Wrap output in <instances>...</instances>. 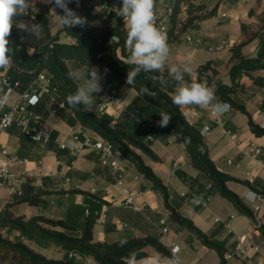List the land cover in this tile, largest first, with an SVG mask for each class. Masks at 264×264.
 <instances>
[{"label": "trees", "instance_id": "1", "mask_svg": "<svg viewBox=\"0 0 264 264\" xmlns=\"http://www.w3.org/2000/svg\"><path fill=\"white\" fill-rule=\"evenodd\" d=\"M121 3V0H72L69 8L78 15L86 18V25L59 27L53 34L51 30L50 6L36 10L31 7L26 15L15 18L10 41L14 51L13 65L8 72L13 81L18 82L17 89L28 88L42 72L51 79L56 88V96L66 103V97L75 93L83 81L71 79L70 72L74 67L79 69L86 66L97 67L100 70L103 91L97 95L96 102L90 110L81 106H68L58 111L71 124H79L83 129H89L105 141L111 143L116 152L128 159L151 182L152 188L158 192L164 206L172 219L179 226L186 229L192 240H198L203 245L214 250L219 258V264H227L225 253L233 250L228 245L229 237L218 238L215 232H207L196 224L193 218L184 215L179 207L172 203L168 186L155 172L144 158L147 156L153 161H160L157 151L152 147L155 138H163L166 132H171L185 145L189 163L197 170V174L189 175L178 169L176 172L188 186L185 197L191 204L193 197L208 201L215 194L227 198L236 207L238 212L249 218L255 228L264 236V222L257 217L256 211L244 198L228 185V181H236L248 186L252 191L264 198V182L255 178H240L218 167L210 154L205 135L200 123L189 120L182 108L171 101L174 83L168 80L162 84L159 79L165 73H141L135 79L134 86L126 84L128 71L132 66L127 63L130 50L126 46V28L124 25H104L102 14L96 10L98 6L111 3ZM169 10L162 17L168 21V43L181 40L182 34L198 22L214 16L218 3L211 9L206 4L196 0H169ZM63 14V13H62ZM33 18L34 24L43 25V38L37 40L19 22L22 19ZM261 25L257 30H250L248 25L242 24L245 38L230 46V67L228 76L230 82H225L220 76L217 62L209 59L197 67V82L206 81L209 85L216 84V96L220 101L227 102L232 108L244 113L250 130L256 136H264V126L254 119L248 109L246 101L254 96L253 92L244 89L242 79L257 86L264 87V76L254 72L264 69V13L260 15ZM72 38L73 41H63L60 34ZM113 36L118 39H113ZM259 38L256 54L245 55L243 47ZM105 68L108 69L104 75ZM185 79L191 82V77ZM122 87L135 89L143 101L131 102L117 117L106 111H99L96 105L103 99L104 94L116 90L120 95ZM148 88L154 96L142 95L141 90ZM0 88H2L0 86ZM33 109L47 117L50 109L47 99H42ZM161 113L171 116L172 120L167 127H159ZM21 139L20 156H29V149L41 146L37 141L26 135L20 126L13 124ZM152 137L149 138L148 136ZM47 148L55 152L58 158H67L71 162L76 158L67 149L50 141ZM75 192L90 195L100 203L104 199L90 191L74 187L68 191H54L47 188L26 186L21 194H15L0 210V263L2 264H81L83 259L91 257L96 264H122V257L132 250L141 255H148L146 246L153 247L157 252L170 256L169 247L160 239L158 234L149 233L145 236L128 235L114 240H100L94 237V227L99 218L101 205L88 207L73 205L65 216L50 217L44 214H35L27 217L17 214L14 207L21 203L43 205L47 203V195L52 193ZM199 210L202 207L194 205ZM88 213L84 216V211ZM126 239L128 243L121 248L119 241ZM31 243L38 247H59L63 251L60 258L48 257L36 250Z\"/></svg>", "mask_w": 264, "mask_h": 264}, {"label": "crops", "instance_id": "2", "mask_svg": "<svg viewBox=\"0 0 264 264\" xmlns=\"http://www.w3.org/2000/svg\"><path fill=\"white\" fill-rule=\"evenodd\" d=\"M196 1L205 3L207 9H211L218 3L217 12L214 16L202 20L196 25L188 28L184 34H182L180 41L185 40L187 43L186 46L182 47L178 45L175 47L169 43L171 47L169 65L181 64L190 58V66L193 69L196 79L197 67L207 60L213 59L217 62L221 78L229 83L230 79L228 71L231 65L229 61L231 57L229 48L231 45L237 44L245 38V35L242 32L243 23L248 25L250 30H257L259 28L261 24L257 27H252L251 24L261 21L260 15L264 13V0ZM115 3L116 2H114V4ZM155 5L161 16H164L167 10L170 9L169 0H156ZM33 6L36 10L41 8L34 2ZM52 9L53 5L50 6L51 18L53 16L56 19L55 14L52 13ZM96 10L103 15L102 9L97 8ZM56 12L62 15V12L59 9H56ZM212 17H216V19H213ZM102 18L104 25L113 26L120 24L125 26L121 19L115 18L112 14L107 17L102 16ZM19 24L22 26L31 25L34 24V21L33 18L22 19ZM59 27L60 25L56 19L55 29L52 28L51 24L52 33L55 34ZM60 37L63 41H73L72 38L64 33H61ZM258 44L259 38H254L248 42L243 47L244 54L248 56L255 55ZM1 70L2 69H0V72ZM254 74L264 76V69L255 71ZM242 82L245 83L244 89L254 93V96L246 101V105L252 112L254 119L264 126V87L251 84L247 80V77H244ZM119 92L122 102H114L105 110L115 117H117L131 102H142L138 100L137 96L134 98H128V95L131 93V90H129L128 87H122ZM105 96L106 94H104L103 98ZM182 109L190 121L202 125V131L206 126H209V129L204 134L205 140L210 150V154L219 168L228 171L236 177L248 178L250 180L257 178L264 182V136H256L250 130L248 121L243 132H239L236 117L237 112L240 111L231 107L230 111L221 116L215 114L211 108L202 109L189 106L183 107ZM46 122L52 129L53 142L55 144L59 145L60 143H65L68 145H77V148L73 150L70 148H64L67 149L70 154H74L76 158L71 162H68L67 158L60 159L54 151L47 148L48 143L43 144L41 142H39L41 146L29 149V156H20L19 149L21 147V139L16 132L14 125L0 131V144L8 150V156L12 160V171L22 180L21 188L23 189L26 186H32L34 188H47L54 191H68L71 188L79 187L90 191V193L99 195L107 202L100 203V200L82 193L55 192L46 196V204L30 205L28 203H21L16 205L14 211L17 214H25L27 217L35 214H44L50 217H62L67 214L68 209L73 205L84 206L86 208L90 204L91 206L100 204L101 210L99 218L94 227L95 234L96 225L100 223L102 226L98 236V239L100 240H114L128 235L145 236L149 233H155L158 234L160 239L169 247L172 242L178 243V237L184 233L185 239L191 243L193 242L194 247L212 250L198 240H192L190 233L186 229L181 228L179 224L172 219L169 211L164 206L161 195L152 188L150 180L145 179L144 174L139 172V170L128 159H126L122 153L117 152V158L124 170L115 173L110 165H103L101 163L100 155L97 151L88 147H80V143L74 139V132L80 127L79 124H69L65 118L58 113L49 114L46 117ZM85 130L91 132L96 138L101 137L89 129ZM171 134L172 133L168 131L166 132V135L161 138L164 148L169 146V140H172ZM221 135L229 136L230 142H224L221 144ZM231 135H233V138L230 137ZM251 143L260 146L262 151L258 154H254ZM183 146V155L171 156L168 164L161 167L162 174L159 176L168 186L171 201L179 207L181 213H183L184 210L196 212L200 209L197 210L193 204L188 202L185 197V193L188 191V186L176 172L180 169L189 175L195 176L197 174V170L189 163L185 145L183 144ZM152 147L159 154L161 161H153L147 156H144L146 162L150 165L155 162L161 163L163 160L161 152H163V150L160 152L154 147L153 142ZM117 175H121L123 184L120 185L116 182ZM232 184H236L237 188H234ZM228 185L233 190L235 189V191L239 193L244 200L253 207V209L255 204H260L261 209L256 212V214L258 219L264 222V211H262L264 199L258 200L254 195L250 198L249 194H255V192L242 183L228 181ZM123 186L128 187L134 192V201L139 206V209L133 205L125 203V195L122 189ZM15 194H11L8 189H2L0 191V210ZM23 205L27 206L26 210L17 212V209ZM206 206L200 207L203 208ZM87 213V210L84 211L82 216H85ZM102 214H105V219H103ZM191 217L196 224L205 231L215 232L218 238L228 236V245L235 247L236 239L240 235L235 233L234 227L231 224L232 217L227 221L229 222L230 227L221 220L217 221L218 218H216L215 222L209 224L207 228H205L207 222L203 217L196 215V213ZM161 219L165 220V224L160 223ZM170 219L175 222L176 234L168 237L167 233L170 231L171 227ZM250 222L253 225L255 232L263 236L255 228L254 223L251 220ZM164 226H167V231L165 232H163ZM224 227L228 228L229 231H225ZM245 233H249V231L247 230ZM161 235L166 238L163 240ZM250 236L251 238L253 237V235ZM246 244L249 253L253 256L246 259L244 264H257L258 258H264L262 250L254 245L253 238ZM31 245L48 257L60 258L63 255V251L56 246L42 248L33 243H31ZM257 249L258 251L256 252ZM145 250L148 255L157 252L151 246H146ZM81 264L96 263L91 257H86ZM217 264H219V262Z\"/></svg>", "mask_w": 264, "mask_h": 264}, {"label": "clouds", "instance_id": "3", "mask_svg": "<svg viewBox=\"0 0 264 264\" xmlns=\"http://www.w3.org/2000/svg\"><path fill=\"white\" fill-rule=\"evenodd\" d=\"M46 4L53 5L52 13L61 27L80 26L87 23L86 18L78 15L69 8L72 0H43ZM156 0H121V7L117 14L123 18L126 28V46L130 50L127 63L132 66L126 77V84L134 86L135 79L143 73H165L164 77H153L159 79L162 84L171 80L175 87L171 93V101L177 107L194 106L209 109L217 114L223 115L230 111L231 105L220 101L216 96V84L209 85L206 81L197 82L193 69L190 66V58L181 64L169 65L171 47L168 43L166 32L157 25L155 14ZM33 7V0H0V69H8L13 65L14 51L11 47L10 36L15 18L26 15ZM59 9L63 14H58ZM37 40L43 38V25L39 23L23 25ZM113 39H118L113 36ZM108 69L105 68L104 75ZM192 77L191 82L185 79ZM69 77L74 80L83 81L77 87L75 93L66 97L68 106H81L90 110L96 102L97 95L103 91L102 79L104 78L97 67L88 64L75 72H70ZM142 95L154 96L155 93L148 88L141 90ZM10 101V96L4 88H0V109H3ZM170 115L161 113L158 121L159 127H167L171 122ZM250 198L254 194H249ZM201 198L193 197L191 204L198 205ZM128 241L122 239L119 246L123 248ZM179 247L171 248V255L164 256L156 252L152 255H141L139 251L132 250L127 256L122 257V264H181Z\"/></svg>", "mask_w": 264, "mask_h": 264}, {"label": "built area", "instance_id": "4", "mask_svg": "<svg viewBox=\"0 0 264 264\" xmlns=\"http://www.w3.org/2000/svg\"><path fill=\"white\" fill-rule=\"evenodd\" d=\"M121 7V3H111L108 5L98 6L97 8L103 10V17L113 15L115 18L121 19L122 23L124 20L117 14L118 8ZM156 23L161 27L166 34H168V21L165 17H162L158 12L155 5ZM0 86L8 92L10 96L9 103L0 109V131L9 128L13 124L20 126L22 131L28 135L32 140L47 144L53 139L52 129L48 126L46 118L41 114L36 112L33 107H35L42 99H47V105L50 109V114H57L60 109L66 107V103L61 101L56 96V88L52 86L50 77L42 72L38 75L35 81L26 89L18 90V82L13 81L8 69H2L0 72ZM114 102H122V98L116 90L108 92L106 96L97 104V109L101 112L105 111ZM209 129L206 126L202 131L203 134ZM149 138L152 136L149 135ZM74 139L80 143V147L91 148L100 155V161L103 165H110L115 173L122 172L124 170L123 166L120 165L117 152L115 151L113 145L105 141L102 137H94L91 132L86 131L81 126L77 128L74 132ZM62 148L76 149L77 145H68L65 143H60ZM252 150L254 154H258L262 151L261 147L251 143ZM12 160L8 156V150L0 144V191L2 189H8L11 194H21V182L22 180L12 171ZM116 182L118 184H123V179L121 175L116 176ZM123 193L125 195V203L128 205H133L139 209V206L134 201V192L128 187L123 186ZM254 196L258 200H263L262 196L257 193ZM207 201L201 199V203L198 206H206ZM260 204L254 205V210L256 212L260 211ZM103 219H105V214H102ZM219 221V219H217ZM161 224H165V220H160ZM226 225L230 227L229 222ZM167 231V226L163 227V232ZM249 233L241 234L236 239V244L233 250H229L225 253V259L227 264H244L246 259L251 258L248 251L247 240ZM179 247L181 251V246L179 243L172 242L169 246L170 252L171 248ZM179 251V252H180ZM258 249L256 250V252ZM185 264V263H181ZM257 264H264V258H258Z\"/></svg>", "mask_w": 264, "mask_h": 264}, {"label": "rangeland", "instance_id": "5", "mask_svg": "<svg viewBox=\"0 0 264 264\" xmlns=\"http://www.w3.org/2000/svg\"><path fill=\"white\" fill-rule=\"evenodd\" d=\"M33 2L35 4H38V6H40L41 8H46L49 6V4L44 3L43 0H33ZM212 18L216 19V17H212ZM51 24H52V28L55 29L56 19L53 16L51 18ZM260 24H261V21H258L256 23H252L251 26L257 27ZM60 39H61V37H60ZM61 40H63V39H61ZM171 45L175 46V47L178 45L184 47L187 45V43L185 40L184 41L182 40V41H177V42H171ZM78 69H79L78 67H74V72ZM129 90H131V93L128 95V98H134L135 96H137L138 100H140V101L144 100L143 97L138 95V93L135 89L129 88ZM236 122H237V125L239 127V129H238L239 132L240 133L243 132V129H245V127L247 126V116L242 112H237ZM171 135H172V140H169L170 144H169V146H167V148H164V146L162 145L161 138H157V139L153 140L154 147H156L160 152H161V150H163V152H161V154L163 156L162 162L161 163L155 162V163L151 164L152 168L155 170V172L158 175L162 174L161 173V167L163 165L168 164L171 156H179V155H183V153H184L183 143H181L179 140H177L175 135H173V134H171ZM230 137L233 138V135H231ZM220 138L222 139L221 144H223L224 142H227V143L230 142V138L227 135L226 136L221 135ZM144 178L148 179L145 175H144ZM232 186L234 188H237L236 184H232ZM207 204L208 205L206 207L201 208L199 211H196V212L191 211L190 212L188 210H184L183 214L186 216H189V217H191L195 213L198 216L200 215L207 222V225L205 226V228H207V226L209 224L214 223L216 218H218L222 222L226 223L232 217L231 224L234 227L235 233L241 235V234H244L245 232H247V230H248L249 231V236H248L249 240L247 242L249 243L250 239L253 238L254 245L257 246L258 248H260L264 254V237L255 232L254 227L251 224L250 220L247 217H245L244 215L240 214L238 212V210L236 209V207L232 204V202H230L227 198L221 196L220 194H215L209 198V200L207 201ZM26 208H27V206H25V205L20 206V208L17 209V212H21L22 210H26ZM262 211H264V204H262ZM196 218H198V217H196ZM170 224H171L170 231L167 233L168 237L176 234L175 222L172 219H170ZM101 229H102V226L100 223H98L96 225L95 234H94L96 239H98L99 231ZM224 230L229 231V229L226 227H224ZM250 235H253V237L251 238ZM161 238L164 240L166 237L161 235ZM178 243L181 246V252L179 254V256L181 258V263H185V264H217L219 262L218 257L213 250H209V249L207 250V249H201V248L194 247L193 242L191 243L185 239L184 233H183V235L178 237ZM0 264H2V263H0Z\"/></svg>", "mask_w": 264, "mask_h": 264}]
</instances>
